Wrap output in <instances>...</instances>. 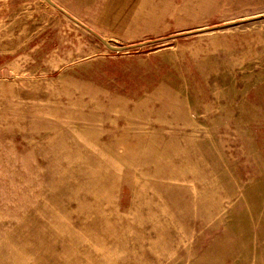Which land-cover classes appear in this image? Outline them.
I'll return each mask as SVG.
<instances>
[{
    "label": "rangeland",
    "instance_id": "obj_1",
    "mask_svg": "<svg viewBox=\"0 0 264 264\" xmlns=\"http://www.w3.org/2000/svg\"><path fill=\"white\" fill-rule=\"evenodd\" d=\"M54 1L123 49L0 0V264H264V0Z\"/></svg>",
    "mask_w": 264,
    "mask_h": 264
},
{
    "label": "water",
    "instance_id": "obj_2",
    "mask_svg": "<svg viewBox=\"0 0 264 264\" xmlns=\"http://www.w3.org/2000/svg\"><path fill=\"white\" fill-rule=\"evenodd\" d=\"M48 1L50 4H52L54 7H56L59 10L64 11L60 6H58L54 1L52 0H46ZM65 12V11H64ZM65 14L70 17L71 19L75 20L77 23H79L80 25L84 26L85 28H87L88 30H90L93 34H95L98 38H100V40L102 42H104L109 48H111L112 50H121L123 48L121 47H115L110 45L104 38L100 37L96 32H94L91 28H89L88 26H85L82 22H80L79 20L75 19L72 15H70L68 12H65Z\"/></svg>",
    "mask_w": 264,
    "mask_h": 264
},
{
    "label": "trees",
    "instance_id": "obj_3",
    "mask_svg": "<svg viewBox=\"0 0 264 264\" xmlns=\"http://www.w3.org/2000/svg\"><path fill=\"white\" fill-rule=\"evenodd\" d=\"M182 35H184V33H182V34H179L178 36H182ZM152 40H150V41H148V42H151ZM155 41V40H154Z\"/></svg>",
    "mask_w": 264,
    "mask_h": 264
},
{
    "label": "crops",
    "instance_id": "obj_4",
    "mask_svg": "<svg viewBox=\"0 0 264 264\" xmlns=\"http://www.w3.org/2000/svg\"><path fill=\"white\" fill-rule=\"evenodd\" d=\"M52 1H54V0H52ZM55 2V1H54ZM56 3V2H55ZM57 4V3H56ZM58 5V4H57ZM59 6V5H58ZM62 8V7H61ZM90 28V27H89ZM93 30V29H92ZM94 32H96L95 30H93Z\"/></svg>",
    "mask_w": 264,
    "mask_h": 264
}]
</instances>
